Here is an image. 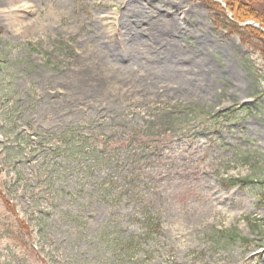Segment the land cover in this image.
Segmentation results:
<instances>
[{
    "label": "rangeland",
    "instance_id": "374dc122",
    "mask_svg": "<svg viewBox=\"0 0 264 264\" xmlns=\"http://www.w3.org/2000/svg\"><path fill=\"white\" fill-rule=\"evenodd\" d=\"M5 1L0 264H264L252 19L225 24V0ZM251 7L264 14V1ZM72 127L83 153L52 154L47 140Z\"/></svg>",
    "mask_w": 264,
    "mask_h": 264
},
{
    "label": "trees",
    "instance_id": "16d2710c",
    "mask_svg": "<svg viewBox=\"0 0 264 264\" xmlns=\"http://www.w3.org/2000/svg\"><path fill=\"white\" fill-rule=\"evenodd\" d=\"M264 0H225L226 5L228 7V9L230 11H233V20L229 19L226 14L224 13V10L217 4H215L217 6V11L220 12V15L223 16V21L225 24H232L234 27L236 26V21L237 22H242L245 20H249L252 19L254 21L259 22L261 25L264 26V14L257 12L256 10L252 9V5L256 4L257 2H262ZM207 5L212 6L211 3L212 0H205ZM213 8V7H212ZM214 9V8H213ZM215 10V9H214ZM213 10V11H214ZM215 13V11H214ZM219 15V13H215L214 17V22H216V24L218 23V26L221 28H225L224 24L222 23V21L219 20V18L217 17ZM237 28V27H235ZM244 27L242 28H238L239 30H242ZM247 31H253V33H257L260 35V33L257 31V29L254 26H247L244 28ZM184 111H187V108L184 109ZM240 181V184H244L246 181L249 182V180L247 179H240L238 180ZM251 181V180H250ZM229 183H233L236 182L235 180L230 179L229 181H227ZM262 199L264 200V197H262ZM123 248V247H122ZM119 251V249H117ZM122 250V249H121ZM130 252L123 249L122 250V255H130Z\"/></svg>",
    "mask_w": 264,
    "mask_h": 264
},
{
    "label": "bare ground",
    "instance_id": "6f19581e",
    "mask_svg": "<svg viewBox=\"0 0 264 264\" xmlns=\"http://www.w3.org/2000/svg\"><path fill=\"white\" fill-rule=\"evenodd\" d=\"M16 2H17V0H6L3 4V9H2V11H6V9H12V8H14L15 6H16ZM8 12V11H7ZM9 14L10 15H13V14H11L10 12H9ZM155 54V53H154ZM155 56H157V55H155ZM117 59V58H116ZM83 70H85V69H83V68H79V69H73V71H77V72H81V71H83ZM99 86V84H96L95 83V86Z\"/></svg>",
    "mask_w": 264,
    "mask_h": 264
}]
</instances>
